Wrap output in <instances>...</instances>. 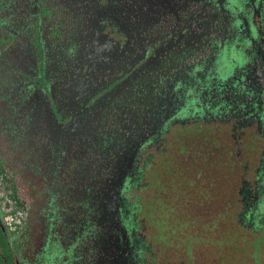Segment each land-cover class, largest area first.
<instances>
[{"label": "flooded vegetation", "instance_id": "af4514ba", "mask_svg": "<svg viewBox=\"0 0 264 264\" xmlns=\"http://www.w3.org/2000/svg\"><path fill=\"white\" fill-rule=\"evenodd\" d=\"M218 162L263 231L264 0H0V264H170Z\"/></svg>", "mask_w": 264, "mask_h": 264}, {"label": "rangeland", "instance_id": "374dc122", "mask_svg": "<svg viewBox=\"0 0 264 264\" xmlns=\"http://www.w3.org/2000/svg\"><path fill=\"white\" fill-rule=\"evenodd\" d=\"M225 167V164L217 163V211L225 208V201L229 198L226 194L228 182H231L233 186L238 182V179L234 178L236 166H233L232 170L230 169L232 173L230 179L225 178V175L228 174ZM154 208L155 205H152L153 215L150 217V226L152 225L157 233L153 236V240L168 247L167 257L170 264H264V252L261 253L259 248L264 237V230H257L259 224L264 223V219L259 218L260 223L258 225L256 223L255 230L257 231L247 227L248 237L241 240L231 238L228 243H225L223 241L218 242L221 237L217 236V230L215 236L209 238V228L208 226L202 227V222L195 224V231L189 230L188 232L186 224L179 225L177 221L173 220L175 213H172L169 209L168 234L165 238L161 234L160 213L157 215L159 216L157 222L153 217L156 213ZM218 226L221 228L223 237V232L227 230L226 224L218 223L216 220V229ZM187 235H195L196 240L193 241ZM225 237L229 236L226 235Z\"/></svg>", "mask_w": 264, "mask_h": 264}, {"label": "trees", "instance_id": "16d2710c", "mask_svg": "<svg viewBox=\"0 0 264 264\" xmlns=\"http://www.w3.org/2000/svg\"><path fill=\"white\" fill-rule=\"evenodd\" d=\"M235 198L233 199V203H232V207L230 210H220L217 211V222L218 223H223L226 224V231H222L223 232V237L221 235V228L216 229L217 230V236L221 237L219 238L220 241L218 242H225L228 243L231 238H235L237 240H241L245 237H248L249 231L248 228L246 227V225H242L240 223V207L238 205V203L235 202ZM256 229V228H255ZM228 235L229 237H225L226 235ZM224 238V239H222Z\"/></svg>", "mask_w": 264, "mask_h": 264}]
</instances>
